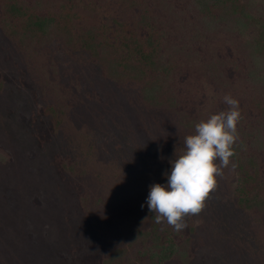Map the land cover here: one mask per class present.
I'll return each instance as SVG.
<instances>
[{
    "label": "trees",
    "instance_id": "obj_1",
    "mask_svg": "<svg viewBox=\"0 0 264 264\" xmlns=\"http://www.w3.org/2000/svg\"><path fill=\"white\" fill-rule=\"evenodd\" d=\"M137 1L0 0V41L20 47L57 42L80 51L109 82L138 84L145 105L175 108L193 133L204 117L198 103L206 104L207 115L229 107L225 95L237 99L241 118L229 163L235 175L229 195L242 214L262 215L264 0H186L193 7L191 23ZM16 68L12 62L0 65V104L6 107H0V211L5 210L0 228H11L22 244L38 251L21 259L12 244L18 261L67 264L74 256L71 261L82 264H165L184 259L194 222L185 216L187 227L178 232L165 219L157 223L150 212L148 228L129 230L125 239L121 226L110 221L121 212L123 189L112 191L104 168L95 165L99 158L107 161L114 177L152 174L158 164L167 170L171 163L159 159L158 147L147 141L153 150L148 147L146 154L129 129L113 123L115 135L98 136L95 143L86 141L87 135L70 136L65 119L70 108L44 104L30 74ZM12 169L17 170L14 183L3 173Z\"/></svg>",
    "mask_w": 264,
    "mask_h": 264
},
{
    "label": "rangeland",
    "instance_id": "obj_2",
    "mask_svg": "<svg viewBox=\"0 0 264 264\" xmlns=\"http://www.w3.org/2000/svg\"><path fill=\"white\" fill-rule=\"evenodd\" d=\"M108 1L118 5H121V1L123 3V0ZM137 2L143 7H153L157 12L162 9L170 11L174 14L175 20L192 22L193 7L186 0H138ZM134 11L133 9L131 12ZM54 44L37 46L30 44L20 47L16 43L11 44L2 40L0 65L12 62L18 65L17 70L28 72L30 81L35 86H39L44 104L70 108L71 111L65 117L67 133L70 136L81 139V136L87 135L86 141L95 143V138L98 136L107 138L115 135L111 126L113 123L122 130L129 129L135 145L146 154L150 153L148 147L153 150L146 144L147 141H151L158 147L160 154L156 155L161 156L160 160L170 162L184 152L185 137L193 134V131L181 123L175 108L166 103L160 106L145 105L139 98L138 84L131 82L113 84L101 76L89 56L73 48L62 47L57 42ZM3 105L2 102L0 104L2 109L5 107ZM198 105L204 116L199 120L207 119L209 115L214 114L211 112L205 115L206 104L198 103ZM218 108L214 106L212 110ZM3 116L0 111V117ZM137 125H140V131L136 129ZM144 135L152 138L146 140ZM95 165L104 168L107 184L112 191H115L116 187L123 189L124 202L119 206L121 212L112 216L110 221L113 218V223L121 226L120 232L125 239L130 235L129 230L136 227L141 230L148 228L152 217L145 202L150 185L166 183L165 173L170 172L171 168L161 169L158 164V169H152V174L150 171L148 173L145 171L142 175L141 172L139 175L135 172L130 174L117 172L118 176L114 177L113 168L107 161L104 162L99 158ZM15 171L17 170L12 169V172L6 170L3 173H8L14 183ZM234 182V170L229 164L223 168V175L217 177V185L206 197L202 210L195 215H186L190 222H194L196 231L190 235L192 241L186 245L184 259H173L165 264H264V213L242 214L234 208V202L229 195ZM130 199L131 201L128 202ZM4 212L0 211V214L4 215ZM8 213L9 211L5 214ZM10 230L11 228L8 230L4 227L0 228V264H32L25 260L18 261L14 256L16 253H13L14 246L18 247L15 249L18 254L22 252L18 255L21 259H24V255L25 258H33L38 251H35L34 246L22 244L20 236L17 239ZM136 250H138L137 246H135ZM73 258L76 257L70 256V261ZM57 261V264H66ZM70 261L67 264H71ZM43 262L41 263L54 264L46 260ZM73 264H82V262L78 260Z\"/></svg>",
    "mask_w": 264,
    "mask_h": 264
},
{
    "label": "clouds",
    "instance_id": "obj_3",
    "mask_svg": "<svg viewBox=\"0 0 264 264\" xmlns=\"http://www.w3.org/2000/svg\"><path fill=\"white\" fill-rule=\"evenodd\" d=\"M223 100L229 106L226 110L199 121L194 133L185 137V150L170 161L166 183L150 185L145 203L157 223L165 219L175 231L186 228L183 218L202 210L206 197L217 185V177L229 165L241 111L237 99L225 95Z\"/></svg>",
    "mask_w": 264,
    "mask_h": 264
}]
</instances>
